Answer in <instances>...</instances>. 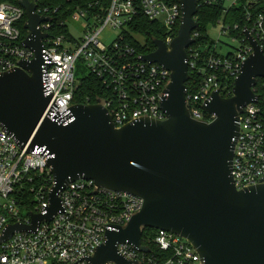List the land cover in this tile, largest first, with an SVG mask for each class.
<instances>
[{"label":"water","instance_id":"95a60500","mask_svg":"<svg viewBox=\"0 0 264 264\" xmlns=\"http://www.w3.org/2000/svg\"><path fill=\"white\" fill-rule=\"evenodd\" d=\"M180 2L182 19L170 48L155 38L156 49L141 55L171 71L161 101L167 119L143 117L118 127L101 102L73 104L66 124L56 116L44 117L52 95L44 93L46 35L38 25L48 18L36 12V3L20 0L30 30L24 43L36 57L13 71L0 72V126L28 152L49 153L54 185L46 212L33 214L29 225L9 224L0 242L17 231H35L42 220L50 221L63 211L62 189L91 179L109 190L140 196L144 204L125 227L107 230L105 242L86 258L90 264H131L118 253L119 243L150 252L142 244L144 227L183 236L203 264H264V182L238 189L232 175L239 116L248 103L258 100L254 87L264 77V52L245 30L253 53L234 80L233 95L213 91L203 109L214 114V120L195 119L187 106V48L195 43L192 32L199 26L195 18L199 7L198 0Z\"/></svg>","mask_w":264,"mask_h":264},{"label":"built area","instance_id":"2783aa9c","mask_svg":"<svg viewBox=\"0 0 264 264\" xmlns=\"http://www.w3.org/2000/svg\"><path fill=\"white\" fill-rule=\"evenodd\" d=\"M229 1L227 10L240 3L246 5L248 26L243 35L231 33L240 29L239 24L232 26L220 19L219 40L210 39L212 45L197 47L198 32L194 30L195 43L187 48L189 72L199 78L196 89L189 93L187 89V106L197 120H214L215 115L205 111L203 105L213 91L221 92L223 78L235 80L253 53L245 30L250 31L264 52V0ZM257 4H262V8L255 7ZM66 11L51 6L36 8L40 16L48 18L38 25L46 35L42 39L44 93L52 95L44 117L56 116L65 124L71 120L67 115L78 88L76 62L82 59L108 92L100 102L118 127L143 117L167 119L161 101L171 71L159 63L142 60V54L126 41L124 30L138 16L158 21L168 31L164 41L170 48L177 35L175 27L182 19L180 0H89L68 15ZM27 20L20 0H0V72L13 71L21 67L22 61L36 57L35 50L24 43L30 33L25 27ZM71 21L82 22V36L71 32ZM106 27L121 31L108 45L100 39ZM223 37L237 41L238 48L221 52L218 43ZM202 50L207 53L204 55ZM49 157L47 151L28 152L27 147L21 148L15 137L0 126V236L9 224L29 225L33 214L46 212L54 185L47 164ZM232 175L238 189L264 182V96L259 94L258 100L248 103L240 113ZM25 191L32 199H25ZM60 198L63 211L50 221L42 220L35 231H17L0 242V264H90L86 258L105 242L107 230L125 227L144 204L140 196L109 190L91 179L69 183L60 192ZM27 205L32 212L23 209ZM154 243L161 251L158 255L138 251L130 243H119L117 251L131 264H203L197 249L175 232L158 230Z\"/></svg>","mask_w":264,"mask_h":264},{"label":"trees","instance_id":"16d2710c","mask_svg":"<svg viewBox=\"0 0 264 264\" xmlns=\"http://www.w3.org/2000/svg\"><path fill=\"white\" fill-rule=\"evenodd\" d=\"M19 0H12L14 3H18ZM36 3L38 7L40 6H51L52 8L59 7L65 8L67 11L65 15L72 13L77 7L84 5L85 2L89 0H31ZM179 1V0H177ZM263 4V3H262ZM262 4H257L255 7L259 8ZM198 13L196 15V20L199 23L198 28L195 32H198L196 37V46H202L205 44L212 45L208 34V27L210 25H215L220 19L232 26L239 24L240 29L238 31H231V33L243 35L244 27L248 26L246 19V5L240 3L239 5L232 7L227 10L222 1L217 3H206L205 0H198ZM262 8V7H261ZM24 23V21H23ZM23 25V24H22ZM178 24L175 27V32L178 33ZM168 31L158 21H151L145 16H138L134 21L128 24V27L124 30L126 36V41H128L138 53L147 54L156 49L153 39H165ZM207 50V49H206ZM206 50H202L203 54L207 53ZM224 86L221 89V95L223 97H231L233 95L234 79H226ZM199 83V78L190 70V79L187 82L188 93L191 89H196ZM257 93L260 97L264 96V77L257 80L255 87ZM108 92L102 85L100 79L96 77L93 73L87 74L84 78L78 80V88L74 93L73 103L75 104H89L97 103L105 100ZM26 192V191H25ZM25 199L30 200L32 196L25 194ZM29 195V197H28ZM30 205L23 207L26 212H32ZM157 229L144 227L142 234V243L146 244L151 249V254H160L159 248L154 243V238L157 234Z\"/></svg>","mask_w":264,"mask_h":264},{"label":"rangeland","instance_id":"374dc122","mask_svg":"<svg viewBox=\"0 0 264 264\" xmlns=\"http://www.w3.org/2000/svg\"><path fill=\"white\" fill-rule=\"evenodd\" d=\"M221 1L225 7H229L231 4L229 0H221ZM69 27L71 32L77 37H80L84 34L83 33L84 27L82 26L81 21L78 22L71 21L69 23ZM219 29H220L219 24L217 23L215 25H210L208 27V34L211 40L214 41L219 40ZM120 32L121 31L119 29H112L111 27H106L105 30L100 34V39L102 42L108 45L117 39ZM218 45H219L218 49L221 52H228L229 50H235L236 48H238L239 43L229 37H223L221 39V42L218 43ZM75 73L77 80L84 78L87 74L90 73V69L82 59L77 60Z\"/></svg>","mask_w":264,"mask_h":264}]
</instances>
